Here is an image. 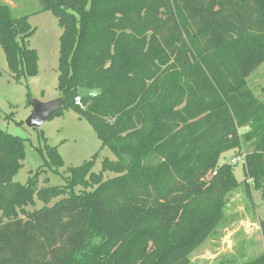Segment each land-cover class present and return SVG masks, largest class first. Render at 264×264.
I'll use <instances>...</instances> for the list:
<instances>
[{
    "label": "trees",
    "instance_id": "1",
    "mask_svg": "<svg viewBox=\"0 0 264 264\" xmlns=\"http://www.w3.org/2000/svg\"><path fill=\"white\" fill-rule=\"evenodd\" d=\"M37 1L61 29V108L114 160L98 174L92 160L72 168L63 187L38 189L37 176L20 185L22 142L0 131V264H190L237 185L218 166L220 146L251 148L244 182L264 201V104L246 84L264 62V0ZM33 34L27 16L0 4L17 81L37 73ZM79 89L100 94L79 108ZM35 198L44 206L26 211ZM258 227L264 247V218ZM242 264H264V253Z\"/></svg>",
    "mask_w": 264,
    "mask_h": 264
},
{
    "label": "rangeland",
    "instance_id": "2",
    "mask_svg": "<svg viewBox=\"0 0 264 264\" xmlns=\"http://www.w3.org/2000/svg\"><path fill=\"white\" fill-rule=\"evenodd\" d=\"M0 4L14 5L15 17H28V24L34 30L29 47L37 55V73L17 81L12 77L0 47V131L18 138L24 152L13 182L25 185L28 178L37 176L38 189L63 187L72 168L91 160L92 172L98 174L103 160H114V156L106 147L101 149L95 131L75 111L63 106L42 127L33 129L25 125L31 113L29 101L46 103L60 98L57 72L61 29L55 15L50 11L39 12L37 0H0ZM246 84L255 98L264 104V62L248 76ZM219 150L218 166L230 165L237 185L225 195L223 220L191 252L190 264H242L264 252L258 227L264 218V201L253 189L251 181L244 182L243 176L242 160L251 148L228 145L220 146ZM53 152L61 164H57ZM233 158H240V163L230 164ZM102 175L104 181L116 176L110 172ZM73 191L78 194L82 189L77 187ZM58 200L51 201L50 206ZM43 206L35 198L34 205L25 210L31 212Z\"/></svg>",
    "mask_w": 264,
    "mask_h": 264
},
{
    "label": "water",
    "instance_id": "3",
    "mask_svg": "<svg viewBox=\"0 0 264 264\" xmlns=\"http://www.w3.org/2000/svg\"><path fill=\"white\" fill-rule=\"evenodd\" d=\"M99 94L100 91L98 90H78V96L81 99L95 98ZM29 105L31 107V113L25 120V125L28 128L36 129L42 127L44 123L61 108L62 99L59 98L46 103L31 101L29 102Z\"/></svg>",
    "mask_w": 264,
    "mask_h": 264
},
{
    "label": "built area",
    "instance_id": "4",
    "mask_svg": "<svg viewBox=\"0 0 264 264\" xmlns=\"http://www.w3.org/2000/svg\"><path fill=\"white\" fill-rule=\"evenodd\" d=\"M74 103L76 106H78L79 108H83V105L81 103V98L79 96H77L75 99H74ZM244 130H242L241 132H243ZM241 159L240 158H233L231 159V163L232 165H235L237 163H240ZM242 163L244 164V158L242 160ZM213 175H215V173H213Z\"/></svg>",
    "mask_w": 264,
    "mask_h": 264
},
{
    "label": "crops",
    "instance_id": "5",
    "mask_svg": "<svg viewBox=\"0 0 264 264\" xmlns=\"http://www.w3.org/2000/svg\"><path fill=\"white\" fill-rule=\"evenodd\" d=\"M10 1H11V0H10ZM11 3H14V2H11ZM11 7H12V9H14V8H15V7H14V5H12ZM262 244H263V243H262ZM263 248H264V247H263ZM263 253H264V252H263ZM263 253H262V254H263Z\"/></svg>",
    "mask_w": 264,
    "mask_h": 264
}]
</instances>
